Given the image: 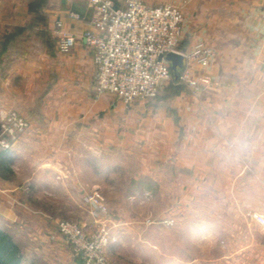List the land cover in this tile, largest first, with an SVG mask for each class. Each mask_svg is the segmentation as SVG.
<instances>
[{
  "label": "crops",
  "instance_id": "obj_1",
  "mask_svg": "<svg viewBox=\"0 0 264 264\" xmlns=\"http://www.w3.org/2000/svg\"><path fill=\"white\" fill-rule=\"evenodd\" d=\"M113 1L117 8L127 5ZM145 1L184 8L181 51L198 42L214 49L209 64L193 66L198 89L181 81L183 60L157 98L126 105L112 94L96 95L94 50L83 39L95 16L88 0H1L0 120L11 109L30 116L28 137L42 141L39 150H73L70 142L91 140L98 150L136 154L143 171L154 169L159 156L177 171V202L208 185L224 203L231 247L253 244L264 252V0ZM58 21L78 38L69 52L59 49ZM6 154L0 152L4 170ZM59 155L51 151L54 165L45 171L56 187L72 188V170L66 157L55 161ZM2 165L0 229L11 234L8 220L17 218L11 199L25 190ZM190 172L195 177H186ZM248 262L247 256L236 264Z\"/></svg>",
  "mask_w": 264,
  "mask_h": 264
},
{
  "label": "rangeland",
  "instance_id": "obj_2",
  "mask_svg": "<svg viewBox=\"0 0 264 264\" xmlns=\"http://www.w3.org/2000/svg\"><path fill=\"white\" fill-rule=\"evenodd\" d=\"M25 109L33 112V108ZM18 112L30 129L10 142L9 148L0 149L7 152L3 159L9 169L4 170L2 163L0 167L20 192L25 190L23 194L17 190V197L11 199L17 218L8 220L25 264H87L61 231V222L77 224L89 240L104 236V254L117 264H236L247 256L248 264H264V252L257 245L240 249L242 244L233 243L231 247L224 203L219 195H211L208 185L196 189L200 192L194 199L188 192L190 201L177 202V171L171 162L166 168L155 156L154 169L143 171L136 154L112 147L98 150L91 140L70 142L73 150H39L42 141L28 137L30 116ZM51 151L61 154L55 158L57 163L67 158L74 187H56L49 178L45 168L53 164ZM185 175L195 177L192 172ZM162 180L169 184L163 187ZM76 184H82L83 191ZM96 194L103 208L99 214L88 200ZM256 235L252 233L251 238Z\"/></svg>",
  "mask_w": 264,
  "mask_h": 264
},
{
  "label": "built area",
  "instance_id": "obj_3",
  "mask_svg": "<svg viewBox=\"0 0 264 264\" xmlns=\"http://www.w3.org/2000/svg\"><path fill=\"white\" fill-rule=\"evenodd\" d=\"M126 2L125 8H117L113 0H88L95 16L88 21L83 39L94 50L98 94H112L126 105L155 98L173 78L167 59L170 53L181 54L185 60L181 81L198 89V81L192 76L193 66L209 64L214 49L198 42L189 51L180 50L186 21L184 8L175 4L150 5L145 0ZM57 26L60 51H71L78 42L77 36L64 30L62 21ZM29 129L25 117L16 110L8 111L0 120V149L9 148L10 142ZM100 198L96 194L88 199L98 214L103 212ZM60 229L72 239L87 264H117L104 254V236L89 240L80 226L70 222H61Z\"/></svg>",
  "mask_w": 264,
  "mask_h": 264
},
{
  "label": "trees",
  "instance_id": "obj_4",
  "mask_svg": "<svg viewBox=\"0 0 264 264\" xmlns=\"http://www.w3.org/2000/svg\"><path fill=\"white\" fill-rule=\"evenodd\" d=\"M173 78L175 71L172 69ZM23 252L14 241L13 236L0 229V264H22Z\"/></svg>",
  "mask_w": 264,
  "mask_h": 264
},
{
  "label": "water",
  "instance_id": "obj_5",
  "mask_svg": "<svg viewBox=\"0 0 264 264\" xmlns=\"http://www.w3.org/2000/svg\"><path fill=\"white\" fill-rule=\"evenodd\" d=\"M167 59L172 63V67L177 72L180 66H183V56L178 53H170L167 55Z\"/></svg>",
  "mask_w": 264,
  "mask_h": 264
}]
</instances>
